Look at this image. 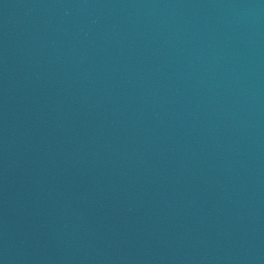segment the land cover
<instances>
[{"label":"water","instance_id":"95a60500","mask_svg":"<svg viewBox=\"0 0 264 264\" xmlns=\"http://www.w3.org/2000/svg\"><path fill=\"white\" fill-rule=\"evenodd\" d=\"M0 264H156L0 172Z\"/></svg>","mask_w":264,"mask_h":264}]
</instances>
